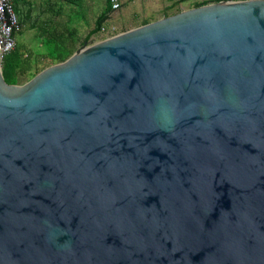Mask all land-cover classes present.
I'll list each match as a JSON object with an SVG mask.
<instances>
[{"label":"water","instance_id":"obj_1","mask_svg":"<svg viewBox=\"0 0 264 264\" xmlns=\"http://www.w3.org/2000/svg\"><path fill=\"white\" fill-rule=\"evenodd\" d=\"M0 264H264V0L0 61Z\"/></svg>","mask_w":264,"mask_h":264},{"label":"rangeland","instance_id":"obj_2","mask_svg":"<svg viewBox=\"0 0 264 264\" xmlns=\"http://www.w3.org/2000/svg\"><path fill=\"white\" fill-rule=\"evenodd\" d=\"M50 1L62 6L57 8V10L60 9V14L56 18V23L63 31H75L77 49L81 48L85 42L88 45L94 44L113 35L133 29L140 26L145 20L154 21L164 18L165 13L173 15L177 12L196 8V0L183 2L176 6H173L176 0H119L121 7L111 21L108 22L109 24L105 26V31L92 36L89 41H86L89 26L92 24L93 13L100 9L103 5V0H84L85 6L83 9H80L79 3L73 5L66 0H31L32 6H23L24 13L29 9L31 19L23 25L21 32L17 36V42L25 45L27 53L31 52L34 54L37 66L41 70L56 64L55 62L52 63L47 57L44 38L39 35L37 27L39 24L54 18L56 9L55 11L50 10ZM32 22L36 27L31 25ZM51 27H54V25H51ZM29 80L25 77L18 85H23Z\"/></svg>","mask_w":264,"mask_h":264},{"label":"trees","instance_id":"obj_3","mask_svg":"<svg viewBox=\"0 0 264 264\" xmlns=\"http://www.w3.org/2000/svg\"><path fill=\"white\" fill-rule=\"evenodd\" d=\"M188 1L194 0H176L173 6ZM220 1L227 0H196L195 6L199 7ZM27 3L28 2L26 0H20L15 4V10L17 15L19 16L22 25L26 23L28 19H31L29 10L28 12L24 13L21 9V4ZM106 9L107 13L114 11L111 0H107ZM59 10H56L53 19L45 21L42 24H39V26H37L39 29V35L44 38L47 57L52 63H59L65 61L70 56H72L73 53L77 50L75 31H63L59 28L58 24L56 23V18L60 14ZM170 15L171 14L169 13H165V17ZM102 18L103 17L99 19L97 26L87 34L86 41H89L92 36L101 31L102 27L104 26L103 23H100ZM149 22L151 21L145 20L141 25L147 24ZM51 25H54V27H51ZM33 27H36V25H33ZM25 49L26 48L23 43L17 42L15 49L11 53L6 55L2 61L3 75L5 77L6 82L9 84H19L21 80L25 77L28 79H32L35 75L42 71L37 66L34 54H32L31 52L27 53Z\"/></svg>","mask_w":264,"mask_h":264},{"label":"built area","instance_id":"obj_4","mask_svg":"<svg viewBox=\"0 0 264 264\" xmlns=\"http://www.w3.org/2000/svg\"><path fill=\"white\" fill-rule=\"evenodd\" d=\"M20 0H0V61L11 53L17 45V36L22 30V24L15 10V4ZM114 10L121 7L119 0H111ZM105 31V27L101 29Z\"/></svg>","mask_w":264,"mask_h":264},{"label":"crops","instance_id":"obj_5","mask_svg":"<svg viewBox=\"0 0 264 264\" xmlns=\"http://www.w3.org/2000/svg\"><path fill=\"white\" fill-rule=\"evenodd\" d=\"M28 3L27 4H21V9H22V11L24 12V8H23V6H26V5H28V6H32V3H31V0H26ZM66 1H68V2H70L71 4H80V9L82 8L83 9V7L85 6L84 5V0H66ZM59 7H62V6H59V4H57V3H55V2H51L50 1V6H49V8H50V10H54L55 11V9L57 10V8H59ZM107 0H103V5L100 7V9L98 10V11H96L95 13H93V20H92V24L89 26V32L92 30V29H94L96 26H97V24H98V22H99V19L101 18V17H103L102 19H101V21H100V23H103L104 24V26L103 27H105L106 25H108L109 23V21H111V19H112V17L116 14V12H117V10H114V11H112V12H110V13H107ZM28 10L29 9H27V11L26 12H28ZM30 19H28L27 21H29ZM25 24V23H24ZM23 24V25H24ZM23 25H22V28H23ZM31 25H33V22H32V24ZM102 27V28H103ZM102 31H100L99 33H97V34H95V35H98V34H100Z\"/></svg>","mask_w":264,"mask_h":264}]
</instances>
